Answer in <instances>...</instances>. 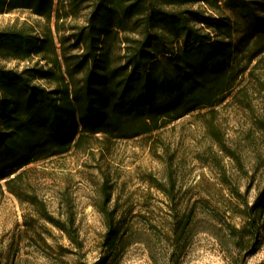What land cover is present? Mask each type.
<instances>
[{"label":"trees","instance_id":"trees-1","mask_svg":"<svg viewBox=\"0 0 264 264\" xmlns=\"http://www.w3.org/2000/svg\"><path fill=\"white\" fill-rule=\"evenodd\" d=\"M200 2L212 12L193 8ZM15 10L43 21L38 33L0 30V58L28 63L0 65V190L35 210L27 227L45 219L81 243L71 214L48 212L28 178L31 164L86 148L99 134L150 135L194 111L215 113L230 97L252 107L244 81L264 61V0H0V14ZM169 183L170 194L172 176ZM229 192L235 204L213 223L217 240L232 245L230 263L243 264L264 231V186L252 202L248 188ZM109 200L104 189L103 250L92 264H107L125 245ZM195 209L165 226L173 249L197 226Z\"/></svg>","mask_w":264,"mask_h":264},{"label":"rangeland","instance_id":"rangeland-1","mask_svg":"<svg viewBox=\"0 0 264 264\" xmlns=\"http://www.w3.org/2000/svg\"><path fill=\"white\" fill-rule=\"evenodd\" d=\"M193 8L212 12L203 2ZM223 12L232 16L225 6ZM42 24V19L23 10L0 14V30L24 27L38 33ZM27 64L0 58V65L7 68L20 70ZM255 75L244 81L252 107L230 97L215 113L194 111L150 135L109 140L99 134L89 138L86 148L31 164L28 178L48 212L57 220L71 214L81 243H72L45 219L27 227L25 218L35 210L3 186L0 264L95 262L106 231L104 189L110 194L107 208L123 222L125 242L107 264H231L232 245L227 249L217 240L220 232L212 215L224 217L235 204L229 191L248 188L252 202L264 186V83L262 87L257 80L264 82V61ZM169 176L176 183L170 194ZM195 204L197 226L173 249L165 226ZM262 232L257 251L243 264H264Z\"/></svg>","mask_w":264,"mask_h":264}]
</instances>
